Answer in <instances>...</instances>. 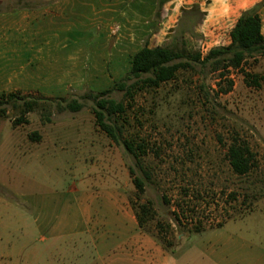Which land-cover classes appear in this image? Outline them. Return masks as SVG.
<instances>
[{
  "label": "rangeland",
  "instance_id": "obj_1",
  "mask_svg": "<svg viewBox=\"0 0 264 264\" xmlns=\"http://www.w3.org/2000/svg\"><path fill=\"white\" fill-rule=\"evenodd\" d=\"M198 20L197 10L185 13L162 47L198 53L188 37ZM245 74L264 77V57L255 55L240 70H226L222 78L209 67L193 64V69L180 71L173 81L135 92L132 99L125 100L116 91L108 95L126 106L121 138L145 146L140 160L112 144L95 125L92 101H81L89 93L109 89L53 91L52 100L78 99L84 107L77 114L54 111L48 124L35 112L27 115L26 125L13 126L16 113L9 109L7 117L0 119V224L7 227L0 229V253L12 264H28L16 256V249L33 242L32 235L23 233L30 218H36L37 207L47 214L53 208V194L64 191L71 178L88 174V182L95 186L113 180L120 183L131 210L132 202L148 203L155 216L142 231L158 242L155 225L160 223L171 243L164 249L180 259L189 257L202 238L191 232L194 227L210 228L264 209L260 204L264 199V86H248L251 79ZM228 83L231 89L225 92ZM33 133L38 141L30 139ZM233 134L246 141L256 156L257 167L244 177L235 176L226 160ZM78 145L95 150L90 155L91 169L78 171L73 163ZM62 146L67 148L65 154L54 148ZM59 156L71 161H60ZM129 169L134 177L145 180L144 173L150 177L138 200ZM0 264H7L6 260Z\"/></svg>",
  "mask_w": 264,
  "mask_h": 264
},
{
  "label": "crops",
  "instance_id": "obj_2",
  "mask_svg": "<svg viewBox=\"0 0 264 264\" xmlns=\"http://www.w3.org/2000/svg\"><path fill=\"white\" fill-rule=\"evenodd\" d=\"M255 7L264 38V0H0V96L52 99L55 90L111 89L131 71L134 55L145 45L163 46L185 13H199L185 35L198 53H207L228 47L238 19ZM54 148L60 154L67 151ZM74 153L78 171L91 169L93 147L78 145ZM89 177L71 178L64 191L52 195L47 214L37 207L36 218H30L29 231L23 233L32 235L33 242L16 249L21 261L264 264V209L194 234L202 237L200 242L180 259L138 227L120 183L112 179L95 186ZM260 204L264 206V199ZM1 259L12 264L2 253Z\"/></svg>",
  "mask_w": 264,
  "mask_h": 264
},
{
  "label": "trees",
  "instance_id": "obj_3",
  "mask_svg": "<svg viewBox=\"0 0 264 264\" xmlns=\"http://www.w3.org/2000/svg\"><path fill=\"white\" fill-rule=\"evenodd\" d=\"M260 28L258 7L244 12L230 33V45L226 48L212 49L203 59L198 53L190 54L185 49L174 51L165 47L149 49L144 46L134 55L131 71L118 83H115L109 90L95 94L89 93L81 97V101H92L95 125L110 142L116 146H123L126 152L140 160V156L145 154V146L142 144L135 145L132 141L121 138L122 124L125 122L123 117L126 114L125 104L115 102L107 96L116 91L123 93L125 100L132 99L135 92L155 90L162 84L173 81L180 71L193 69V64L209 67L212 73L219 72L218 76L222 78L225 76L226 70H240L243 63L255 55L264 57V38ZM245 77L251 79L250 83L247 82L248 86L259 87L260 83L264 86V77L249 76L248 74H245ZM230 89L231 84L228 83L225 92H229ZM83 107V103L78 99L59 98L52 100L9 93L0 96V119L6 118L8 110L12 109L16 113V118L12 121L13 126L26 125L28 123L27 115L35 112L39 114L43 123L48 124L52 122L51 117L54 111L77 114L81 112ZM118 119L122 121L121 124H119ZM30 139L38 141L40 138L37 133H33ZM226 160L231 172L238 177L247 176L257 167L256 156L251 147L237 134L230 136ZM129 174L132 176V185L136 191L135 198L138 200L144 193L145 181H148L150 177L147 173H144L145 180L134 177L131 169H129ZM131 204L138 227L144 231L146 226L153 221L155 212L148 203L137 204L132 202ZM173 214L176 222H179L177 214L175 212ZM219 226L221 224L213 227ZM170 228V225L166 226L169 231ZM155 229L157 230L156 239L158 242L169 249L171 243L166 241L167 231L164 232L160 223H156ZM206 229L199 225L194 227L191 232L199 234ZM163 232L165 235H162Z\"/></svg>",
  "mask_w": 264,
  "mask_h": 264
},
{
  "label": "built area",
  "instance_id": "obj_4",
  "mask_svg": "<svg viewBox=\"0 0 264 264\" xmlns=\"http://www.w3.org/2000/svg\"><path fill=\"white\" fill-rule=\"evenodd\" d=\"M199 53L202 55L201 57H205L209 52H204L200 49Z\"/></svg>",
  "mask_w": 264,
  "mask_h": 264
}]
</instances>
